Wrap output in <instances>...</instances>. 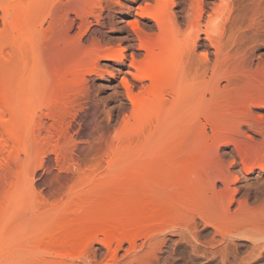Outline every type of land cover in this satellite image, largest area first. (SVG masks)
<instances>
[{"label": "bare ground", "instance_id": "6f19581e", "mask_svg": "<svg viewBox=\"0 0 264 264\" xmlns=\"http://www.w3.org/2000/svg\"><path fill=\"white\" fill-rule=\"evenodd\" d=\"M0 247L264 264V0H0Z\"/></svg>", "mask_w": 264, "mask_h": 264}, {"label": "rangeland", "instance_id": "374dc122", "mask_svg": "<svg viewBox=\"0 0 264 264\" xmlns=\"http://www.w3.org/2000/svg\"><path fill=\"white\" fill-rule=\"evenodd\" d=\"M128 253L125 245L116 258L121 260ZM0 264H113V257L105 247L96 257L91 251L69 252L56 247H0Z\"/></svg>", "mask_w": 264, "mask_h": 264}]
</instances>
